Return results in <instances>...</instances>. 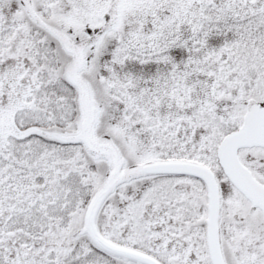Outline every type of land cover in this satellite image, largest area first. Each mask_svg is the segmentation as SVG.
Here are the masks:
<instances>
[{
	"label": "snow or ice",
	"instance_id": "1",
	"mask_svg": "<svg viewBox=\"0 0 264 264\" xmlns=\"http://www.w3.org/2000/svg\"><path fill=\"white\" fill-rule=\"evenodd\" d=\"M0 264H264V0H0Z\"/></svg>",
	"mask_w": 264,
	"mask_h": 264
}]
</instances>
